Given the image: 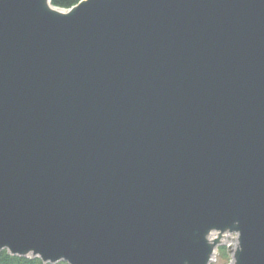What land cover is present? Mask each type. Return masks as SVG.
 I'll use <instances>...</instances> for the list:
<instances>
[{
    "label": "water",
    "instance_id": "water-1",
    "mask_svg": "<svg viewBox=\"0 0 264 264\" xmlns=\"http://www.w3.org/2000/svg\"><path fill=\"white\" fill-rule=\"evenodd\" d=\"M42 1L0 0V250L264 264V0Z\"/></svg>",
    "mask_w": 264,
    "mask_h": 264
},
{
    "label": "rangeland",
    "instance_id": "rangeland-1",
    "mask_svg": "<svg viewBox=\"0 0 264 264\" xmlns=\"http://www.w3.org/2000/svg\"><path fill=\"white\" fill-rule=\"evenodd\" d=\"M229 230L211 229L209 240L213 244L212 254L209 264H220V261L225 264H230L232 261V251L234 246L235 233H229Z\"/></svg>",
    "mask_w": 264,
    "mask_h": 264
},
{
    "label": "trees",
    "instance_id": "trees-1",
    "mask_svg": "<svg viewBox=\"0 0 264 264\" xmlns=\"http://www.w3.org/2000/svg\"><path fill=\"white\" fill-rule=\"evenodd\" d=\"M80 0H50L51 4L55 7L62 9H69L76 5ZM0 264H68L65 261H59L56 263H45L38 257H26L11 255L5 249L0 250ZM220 264L225 262L220 261Z\"/></svg>",
    "mask_w": 264,
    "mask_h": 264
},
{
    "label": "bare ground",
    "instance_id": "bare-ground-1",
    "mask_svg": "<svg viewBox=\"0 0 264 264\" xmlns=\"http://www.w3.org/2000/svg\"><path fill=\"white\" fill-rule=\"evenodd\" d=\"M41 8L45 11H48L51 14H54V15H61V14L65 13V11L57 10L56 8H54L50 4L49 0H43L41 3ZM230 229L232 231H229V233H235L236 234V238L234 239L232 261L230 263V264H234V262H236V256H237V252L239 249L238 231H237L236 224L231 225ZM207 235H209L208 232L204 235V238H205L207 244L210 246L211 242H210L209 237ZM209 256H211L210 253L208 254V257H207V264H209V260H210Z\"/></svg>",
    "mask_w": 264,
    "mask_h": 264
}]
</instances>
